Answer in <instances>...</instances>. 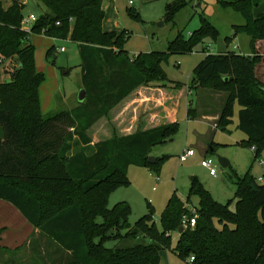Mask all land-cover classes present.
<instances>
[{"label":"trees","instance_id":"trees-1","mask_svg":"<svg viewBox=\"0 0 264 264\" xmlns=\"http://www.w3.org/2000/svg\"><path fill=\"white\" fill-rule=\"evenodd\" d=\"M37 1L46 12L31 32L21 28L25 0H12L8 9L0 2V65L12 59L18 62L13 73L4 71L9 80L0 82V200L14 206L55 244L58 251L52 264H161V251L170 247L171 234L182 228V218L188 215L185 202L175 195L171 198L161 216V232L151 214L136 224L144 237L159 245L119 249L108 248L106 243L137 237L130 224L131 208L121 202L110 209L108 201L114 191L128 185L130 167L159 172L167 157L150 164L151 151L175 137L178 123L114 135L98 143L92 156L68 157V153L74 137L89 144L88 131L139 87L164 86L162 64L170 55L191 53L206 37H216L218 30L202 18L201 28L189 40L179 33L167 52L131 58L125 49L127 31L103 28V0ZM217 2L222 10L244 18V24L233 26L234 36H249L253 53L210 54L205 50L204 59L193 70L190 88L227 94L217 122L222 131L231 124L235 106L240 107L238 128L247 137L241 146L255 147L256 161L264 154V84L255 75L262 62L255 52L257 43L264 41V12L255 15L254 10L264 0ZM186 5L184 0L167 4L165 21L174 23ZM129 14L139 20L135 12ZM34 35L69 40L78 47L86 100L71 111L43 117L39 89L45 76L35 66ZM55 52L51 47L48 57ZM176 86L181 89L182 85ZM195 111L189 109L188 116L196 117ZM233 176L237 187L234 210L231 203H217L193 180L186 203L199 198L198 218L195 227L179 234L174 249L184 264H264V184L251 176V170L243 178L235 172ZM8 251L3 248L1 253ZM190 257L192 263H188Z\"/></svg>","mask_w":264,"mask_h":264},{"label":"rangeland","instance_id":"rangeland-1","mask_svg":"<svg viewBox=\"0 0 264 264\" xmlns=\"http://www.w3.org/2000/svg\"><path fill=\"white\" fill-rule=\"evenodd\" d=\"M25 1V17L33 14L38 19L46 12V8L37 0ZM130 1L103 0L102 9L105 13V30H116L118 33L127 31L128 40L125 49L131 58L140 53L167 52L169 43L175 40L179 33L185 40H189L191 34L201 28L202 18L208 19L214 25L218 35L206 37L203 44L196 45L191 53L170 55L162 64L166 73L164 87L169 86L170 90L183 88L184 96L177 121L179 129L172 140L154 147L151 151V157L155 159L167 157L162 161L159 172L142 167H130L127 174L128 185L111 194L108 201L110 209L121 202L130 206V224L133 233L137 235V237H127L121 242L106 243L108 248L119 249L159 245L156 241L144 237L136 228V224L143 217L151 214L152 221L161 232V216L174 195L185 202L188 208L187 216H193V212L198 216L199 198L194 196L189 204L186 203L194 178L217 203L222 205L231 203L230 207L234 210L235 204L232 202L237 187L233 173L243 178L251 170V176L256 179L264 176V167L260 165V161L264 160V154L254 161L252 150L241 146L247 137L238 128L240 107L235 106L234 116L227 131L219 130L210 118L219 117L227 94L211 88H190L193 70L204 59L205 50L210 54L253 53L249 36H234L233 26L244 24V18L232 10H222L217 0H184L187 5L176 15L175 22L167 23L166 6L176 0H132L134 2L132 6L129 4ZM0 2L7 8L12 4V0H0ZM263 5L264 3L261 6ZM261 8L264 9V6ZM129 12H135L139 20L134 19ZM257 12L258 8L255 10V13ZM234 38L235 40L231 41ZM32 44L35 47L36 69L45 76L39 89L43 117L48 118L57 113L71 111L79 106L78 97L83 90V84L80 68L82 61L77 45L69 40H53L44 35L32 36ZM51 47H55L56 52L48 57L47 53ZM62 48L64 52H61ZM255 53L262 56V62L256 66L255 75L259 82L264 84L263 43H260ZM1 65L0 82L3 83L9 80L4 71L13 73L18 67V62L12 59L4 61ZM177 84L182 85L179 87L181 89L177 88ZM190 107L197 111L194 120L188 116ZM205 115L207 118H203ZM212 143H214V152L210 151ZM186 150H194L196 155L182 163L179 157ZM219 159L230 162V167L222 168ZM205 160L214 162L218 171L217 177H212L209 171L202 167L201 163ZM260 184H264V181ZM21 227L17 231H5L0 228V246L10 249L22 246L29 235H26V229ZM170 239V247L161 251V264H184L174 253L179 239L178 232L172 233ZM42 252L38 249L35 252L32 247L29 250L23 247L20 251H8L0 255V264H40L38 259L42 256Z\"/></svg>","mask_w":264,"mask_h":264},{"label":"crops","instance_id":"crops-1","mask_svg":"<svg viewBox=\"0 0 264 264\" xmlns=\"http://www.w3.org/2000/svg\"><path fill=\"white\" fill-rule=\"evenodd\" d=\"M11 5H9V7ZM263 6L258 8L257 13H255V9L254 14L258 15L263 13L264 9L261 8ZM4 8L8 9L5 6ZM111 31L113 30L107 32ZM260 43L264 44V41L258 42L256 49H259ZM163 87V85H143L139 87L116 106L107 117L98 121L88 131V137L91 141L89 144L85 145L78 137H74L68 157L81 153L86 156H92L96 152V145L98 143L111 139L114 135L128 136L138 131L150 130L164 124L177 123L182 98L184 96L183 88L181 90H174L173 88L170 90L168 88L169 86ZM40 104L41 110L43 111L42 103ZM189 109L193 108L190 107ZM196 115L197 111L195 116ZM196 117L189 116V118L193 120L196 119ZM203 118H207V115L203 116ZM210 119L215 122L214 126L217 128L219 117H212ZM213 144L214 143L211 145V152H213ZM0 221V228L5 231H17V229L23 226L27 231L26 235H29L23 244L24 246L22 245L15 249L0 246V255H2L1 251L3 248L11 251H20L23 247L28 248V250L32 247L35 252L36 249H38L39 252H41V250L43 251L42 256L38 259L40 264H49L52 260L54 261V259L51 258H54L58 251L55 244L43 236L38 229H35L14 206L2 200H0ZM65 255H67V253Z\"/></svg>","mask_w":264,"mask_h":264},{"label":"built area","instance_id":"built-area-1","mask_svg":"<svg viewBox=\"0 0 264 264\" xmlns=\"http://www.w3.org/2000/svg\"><path fill=\"white\" fill-rule=\"evenodd\" d=\"M129 4L132 6L134 4V2L131 0L129 2ZM37 21V18L31 14L29 15L28 17H24L23 21H22V24H21V28L23 31H26V32H31V29L33 27V25L36 23ZM64 48L61 49V52H64ZM253 154L256 153V148L255 147H252L251 148ZM196 155L195 151L194 150H186L184 152V154H182L180 157H179V160L180 162H186L187 160H189L190 158L194 157ZM202 167L206 168L208 171H209V174L212 176V177H217L218 175V171L216 169V167L214 166V162L212 160H205L201 163ZM260 165L262 167H264V160H261L260 161ZM264 181V176L263 177H260L257 179V182L258 183H262ZM155 190V189H154ZM193 216H183L182 218V228L183 229H187L189 227L193 228L195 227L196 225V220L198 218V216H196V212H193ZM194 261V258L193 257H190L188 259V263H192Z\"/></svg>","mask_w":264,"mask_h":264},{"label":"water","instance_id":"water-1","mask_svg":"<svg viewBox=\"0 0 264 264\" xmlns=\"http://www.w3.org/2000/svg\"><path fill=\"white\" fill-rule=\"evenodd\" d=\"M78 100H79V103H83L86 100V91L84 89L80 92ZM148 162L150 164H154L156 162V159L150 156L149 159H148ZM219 163L222 166V168H227L230 165V162H228L225 159H219ZM183 232H184L183 228H180L178 230V234H182Z\"/></svg>","mask_w":264,"mask_h":264}]
</instances>
